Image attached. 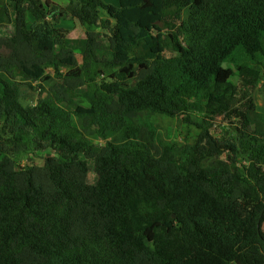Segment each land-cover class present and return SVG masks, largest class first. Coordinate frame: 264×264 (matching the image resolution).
Returning <instances> with one entry per match:
<instances>
[{"label": "trees", "instance_id": "16d2710c", "mask_svg": "<svg viewBox=\"0 0 264 264\" xmlns=\"http://www.w3.org/2000/svg\"><path fill=\"white\" fill-rule=\"evenodd\" d=\"M64 19L87 27L82 63L58 75L60 104L25 107L44 66L66 67L60 48L78 44ZM259 56L264 0H4L0 264H264ZM79 97L89 112L72 110ZM157 116L195 127L197 143H163ZM219 124L234 136L219 141ZM11 147L53 155L20 168Z\"/></svg>", "mask_w": 264, "mask_h": 264}, {"label": "rangeland", "instance_id": "374dc122", "mask_svg": "<svg viewBox=\"0 0 264 264\" xmlns=\"http://www.w3.org/2000/svg\"><path fill=\"white\" fill-rule=\"evenodd\" d=\"M50 2L62 6L63 8H66L69 4L70 0H49ZM106 4L112 5L114 7L118 6V0H103ZM4 0H0V4H3ZM58 22V21H57ZM58 28L61 29L63 32L64 37L67 40H73L78 42L77 46H71V47H61L60 52L62 56L68 60V65L66 64V67H62L59 70H56L54 66L51 64H46L45 67V74L43 79H41L39 82L34 84V90L27 89L26 90V98L22 100L23 105L26 106H33L35 103V100L42 97V98H52L54 99L58 104L61 103L59 96L57 94L58 86L62 84V79L59 78V74L64 75L68 72V70L71 67L72 62H77L79 64L82 63V54H83V41L86 37V31L87 27H83L78 21L71 20V19H64L61 22L58 23ZM6 28L8 27L5 26ZM5 28V29H6ZM99 33L101 39L102 46L100 50L98 51V58L101 61H107L111 58V50L110 45L108 44L106 33L102 29H96ZM258 60L264 63V57L259 56ZM246 65L249 67H257V63L254 62L252 59H246ZM105 76L107 73L104 74ZM232 82L234 84H238V78L234 77L232 79ZM39 85H41L43 88H41ZM82 93V92H81ZM254 101L257 106V111L264 114V78L259 85V88L254 93ZM74 112H89L90 111V105L85 99H81V97L77 98L75 100V104L73 107H71ZM218 123L221 122L220 119H218ZM154 123L158 128L160 140L163 143L175 145V146H181V145H187V144H195L197 143L199 137L198 130L195 127H187L183 124L181 119H171L167 117L157 116L154 117ZM7 131L3 130V124L0 122V142L3 139H7L10 137H7ZM213 134L215 137L222 141L224 139L232 138L233 130L230 126H226L223 124H219L218 127L213 131ZM96 141H99L98 139H94ZM99 143H102L99 141ZM12 151V155L14 156L15 160L18 161V165L20 168H27L30 166H43L45 157L48 155H53V152L48 150L43 153L34 154L31 151L17 155L13 150L14 147L10 148ZM226 155H222L220 157L213 156L210 159H208L205 162L206 169H214L220 165L221 162L226 161ZM242 162V161H241ZM264 230V226H263Z\"/></svg>", "mask_w": 264, "mask_h": 264}]
</instances>
